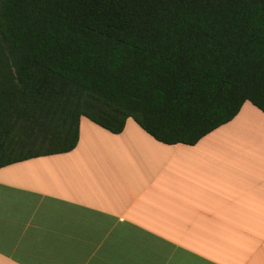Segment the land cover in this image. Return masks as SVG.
Listing matches in <instances>:
<instances>
[{"label": "trees", "instance_id": "obj_1", "mask_svg": "<svg viewBox=\"0 0 264 264\" xmlns=\"http://www.w3.org/2000/svg\"><path fill=\"white\" fill-rule=\"evenodd\" d=\"M264 114V0H0V168L72 151L79 119L194 145Z\"/></svg>", "mask_w": 264, "mask_h": 264}, {"label": "crops", "instance_id": "obj_2", "mask_svg": "<svg viewBox=\"0 0 264 264\" xmlns=\"http://www.w3.org/2000/svg\"><path fill=\"white\" fill-rule=\"evenodd\" d=\"M0 264H264V114L194 145L81 117L72 151L0 168Z\"/></svg>", "mask_w": 264, "mask_h": 264}]
</instances>
